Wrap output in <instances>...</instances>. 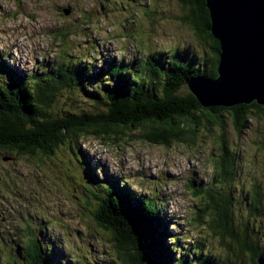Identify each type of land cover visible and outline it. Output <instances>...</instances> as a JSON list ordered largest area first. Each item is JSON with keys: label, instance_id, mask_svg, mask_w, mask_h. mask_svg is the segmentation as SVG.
Wrapping results in <instances>:
<instances>
[{"label": "rangeland", "instance_id": "obj_1", "mask_svg": "<svg viewBox=\"0 0 264 264\" xmlns=\"http://www.w3.org/2000/svg\"><path fill=\"white\" fill-rule=\"evenodd\" d=\"M186 13L180 0H0L2 82L9 68L45 78V73L70 64L74 70L79 63L89 66L90 79H101L109 64L128 66L153 54L165 60L187 55L204 63L210 49L183 21ZM63 88L56 95L57 113L93 111L86 94L97 83L82 90ZM223 116L237 167L229 183L214 180L222 136L217 124L202 125L194 142L168 147L146 142L137 129L118 142L87 135L53 154L14 152L10 162L0 160V264H30L32 237L51 264H120L108 233L91 217L98 204L92 191L106 182L158 203L163 219L158 229L176 235V240L166 238L167 246H178L176 259L198 248L203 256L227 254L230 239L223 245L209 227L207 187L230 195L233 221L250 222L249 231L264 249V203L256 214L248 209L251 189L257 185L264 193V112L254 109L241 132L231 112Z\"/></svg>", "mask_w": 264, "mask_h": 264}, {"label": "trees", "instance_id": "obj_2", "mask_svg": "<svg viewBox=\"0 0 264 264\" xmlns=\"http://www.w3.org/2000/svg\"><path fill=\"white\" fill-rule=\"evenodd\" d=\"M180 1L187 7L183 21L210 49V57L204 63H197L196 58L188 60L187 55L179 58L176 54L165 60L159 54H153L144 60L136 59L128 66L109 64L107 74L101 79H90L89 66L83 68L80 63L74 70L70 69L73 67L70 64L45 78L33 75L23 82L18 77L16 84L9 83L4 89L0 88V149L19 154L49 155L60 145L72 144L82 136L94 135L103 141L118 142L127 131L137 129L146 142L168 147L176 141L194 142L202 125L217 124L222 136L214 180L216 184L233 181L236 158L225 138L223 113H232L233 123L241 132L252 111L264 112V106L252 103L203 107L189 89L184 93L187 79L198 75L218 76L221 45L211 33L206 0ZM93 83H97V88L94 92L88 89L91 94H86L93 111L57 113L54 110L56 95L63 87L81 89ZM12 92L15 96H11ZM203 190L199 189L198 193ZM205 192L206 208L213 217L210 230L223 245L225 238L230 239L227 254L221 258L203 256L200 248L194 249L192 254L182 253L179 258H174L178 246H167L168 229H158L163 227L159 224L163 219L157 202L151 198H137L129 189L121 190L111 182L101 183L92 191L98 204L91 211V217L99 229L108 233L120 264H258V257H264V249L257 234L249 231L250 222L241 225L233 221L230 195L214 187H207ZM250 193L249 213L256 214L264 203V193L257 185ZM168 237L177 238L176 235ZM32 239L27 247L29 263L51 264L41 244Z\"/></svg>", "mask_w": 264, "mask_h": 264}, {"label": "water", "instance_id": "obj_3", "mask_svg": "<svg viewBox=\"0 0 264 264\" xmlns=\"http://www.w3.org/2000/svg\"><path fill=\"white\" fill-rule=\"evenodd\" d=\"M206 6L221 45L218 76H194L186 87L203 107L264 106V0H206Z\"/></svg>", "mask_w": 264, "mask_h": 264}, {"label": "clouds", "instance_id": "obj_4", "mask_svg": "<svg viewBox=\"0 0 264 264\" xmlns=\"http://www.w3.org/2000/svg\"><path fill=\"white\" fill-rule=\"evenodd\" d=\"M1 63V62H0ZM1 65H2V63H1ZM2 67H3V65H2ZM16 75L18 76V77H20L21 79H23V82H25V81H27L29 78H31L33 75H36L37 77H41L40 75H38V74H35V73H33L30 77H25L24 75H20V74H16V72H14L13 71V69L12 68H9L8 69V74H7V82H3V87L1 88V89H4V86L5 85H7V84H9V83H14V84H16L17 82V80H15L16 79ZM46 75H47V73H45V77H46ZM0 78H2V76H0ZM3 79V78H2ZM187 88V87H186ZM12 94L15 96V94H14V92H12ZM9 152H11V151H9ZM16 153V152H15ZM6 153H5V156L4 157H6ZM13 157H14V152H13ZM5 161V160H4ZM5 162H10V161H5ZM8 170V168H6V172H9V171H7ZM5 172V173H6ZM56 256V255H55ZM63 261V260H62Z\"/></svg>", "mask_w": 264, "mask_h": 264}, {"label": "flooded vegetation", "instance_id": "obj_5", "mask_svg": "<svg viewBox=\"0 0 264 264\" xmlns=\"http://www.w3.org/2000/svg\"><path fill=\"white\" fill-rule=\"evenodd\" d=\"M0 87H3V82H2V78H0ZM15 94V93H14ZM11 96H13V94L11 93ZM7 154L6 157H2L3 154ZM13 158V152H9L7 150H2L0 149V160L1 161H10V159Z\"/></svg>", "mask_w": 264, "mask_h": 264}]
</instances>
